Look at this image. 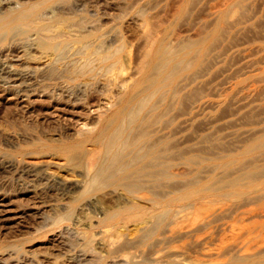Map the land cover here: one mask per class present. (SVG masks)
<instances>
[{
	"label": "rangeland",
	"instance_id": "rangeland-1",
	"mask_svg": "<svg viewBox=\"0 0 264 264\" xmlns=\"http://www.w3.org/2000/svg\"><path fill=\"white\" fill-rule=\"evenodd\" d=\"M1 1L2 13L41 3L39 21L60 31L48 62L20 57L0 31V264H114L119 254L99 255L89 239L116 232L92 213L130 205L164 213L147 233L135 223L117 231L144 240L132 251L264 264V147L245 152L264 133V0ZM171 58L181 59L174 93L148 128L167 148L170 178L120 197L82 195L74 182L102 155L104 123ZM1 68L33 79L22 87ZM62 161L68 189L50 181Z\"/></svg>",
	"mask_w": 264,
	"mask_h": 264
},
{
	"label": "bare ground",
	"instance_id": "bare-ground-1",
	"mask_svg": "<svg viewBox=\"0 0 264 264\" xmlns=\"http://www.w3.org/2000/svg\"><path fill=\"white\" fill-rule=\"evenodd\" d=\"M2 1L1 4L5 5L7 0H4L3 2ZM38 6H29V9L27 7H20L10 10L7 13H2L4 8L0 6V31L4 32L6 35H10L12 33L10 37L12 38L14 36L15 40H17L14 44V47L20 57L22 56L24 59L31 62H48L52 60L53 56V46L51 41L54 37H57V34H59L60 30L58 31L57 29H53L54 27L47 25L48 23L43 24L39 21L36 16V11H34ZM53 32L54 34H51ZM9 49L10 48H6L5 50L8 51ZM187 53L189 52L186 51L184 54L186 55ZM172 58L176 59V56ZM172 58L171 61L169 60V63L166 59L163 63H161L159 62L161 61L159 58V61L157 60V69L155 68V71L152 72L151 75H145L138 84L132 86L129 89L127 96L120 102L118 108H116L111 115V118L104 123L109 126V131L105 133L103 131L101 135V137H105V141L103 143V152L101 153L102 155H100L97 163L94 161L96 165L94 164L95 167L93 165V170L92 167L90 168L92 171H90V169L89 171H84L82 175L83 178H81L84 181H77L74 182L76 183L75 185L73 184L74 186L72 185L74 188L83 189V191L81 190V193H83L82 195H88L89 193L95 191L103 192L108 189L112 194L118 193L119 196L121 193L123 196V193L133 194L141 192L143 189L148 188L150 183L152 187H156L154 186V181H165L170 178L168 173L170 165L167 161L168 157L166 156L167 148H165L164 145H159V147L154 145L152 142L153 139L148 133V128L150 127L151 122L158 118L161 107L165 104V102L167 103V101L171 99V96H173L172 93H174V90L173 84L171 82L176 77L177 73L175 74V71H178L179 69L177 67V69H174V67L176 64L177 66L180 65L179 63L181 62V59L178 61H172ZM3 65L2 67H4ZM172 65L174 67H172ZM183 66L185 67V65ZM3 69H5V67ZM3 69L1 75H5L6 78L8 77L15 82L21 80L22 82L20 85H22V87L26 86L23 85V83L28 84V82H31L33 79V76H31L29 73L19 74L13 73V71H10L8 68L7 69L9 71H6L7 69L3 71ZM30 85L31 84L28 86ZM107 125L105 126L107 127ZM103 129L106 128L103 127ZM263 147L264 133L258 140L250 144L245 152L247 153L252 149H259ZM76 153H78L77 155L81 156L82 149L78 150ZM77 155H74V157L73 155H70V157L66 156L64 159L69 163L70 160L71 162L72 160L74 161V158ZM232 162L233 160H228L224 166L229 167ZM77 163L79 165V162ZM60 166L63 174L60 173V178H58V176L52 177L50 181L58 179L61 183L60 185H62L64 189H68L70 187L67 185V182L70 180H68V176H66L68 169H65L64 162H60ZM72 172L73 171H71V173ZM80 172L82 173V170ZM235 182H237V180L233 179L231 180L230 184L234 186ZM144 183H147L145 187L143 186ZM93 196L91 195L90 197ZM129 200L130 199H128V201ZM87 203L83 204L84 206L82 205L86 211L87 207H89ZM134 210H136V207L130 205L127 208L115 209L109 212H106L102 209H97V211H94L93 213L91 212L97 218L95 223L97 222L99 224H107L106 226L108 229L111 228L114 233L116 232V236H113L114 238L110 237L112 239L109 238L108 242L103 241V237H97L91 241L89 239V242L93 243L92 246L94 247V250H98V254L100 252H104L108 255L119 254L120 259H118V261H114V264H228V262L213 263L211 259L207 258L199 259L195 262L186 261L183 258L167 256L164 254V252L158 250L150 252L141 251L142 249L140 251H132L139 246H143L145 243L144 240L141 238L138 241L128 242L124 240L121 235L122 233L118 232L120 233L118 234L117 231L119 229H125L126 225L129 223H135L140 231L147 233L151 229V225H154V222L162 220L164 215L162 211L155 212L138 210L133 212ZM76 223L78 224L79 221H75V224ZM89 223L87 224V227H90ZM100 235H102V233ZM84 242L88 243V241Z\"/></svg>",
	"mask_w": 264,
	"mask_h": 264
}]
</instances>
